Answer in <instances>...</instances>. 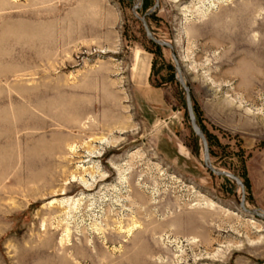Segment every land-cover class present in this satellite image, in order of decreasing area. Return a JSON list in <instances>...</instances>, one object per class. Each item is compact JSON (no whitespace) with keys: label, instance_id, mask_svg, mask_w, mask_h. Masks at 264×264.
Listing matches in <instances>:
<instances>
[{"label":"rangeland","instance_id":"rangeland-1","mask_svg":"<svg viewBox=\"0 0 264 264\" xmlns=\"http://www.w3.org/2000/svg\"><path fill=\"white\" fill-rule=\"evenodd\" d=\"M242 196L264 214V0H0V264H264Z\"/></svg>","mask_w":264,"mask_h":264},{"label":"water","instance_id":"water-1","mask_svg":"<svg viewBox=\"0 0 264 264\" xmlns=\"http://www.w3.org/2000/svg\"><path fill=\"white\" fill-rule=\"evenodd\" d=\"M142 1V0H140ZM133 11H135V9H133ZM143 26H144V30H145V33L146 35L150 38V40L158 45H163V46H166L168 48L171 49L172 51V46L168 43H162L158 40H156L150 30L148 29L147 25H146V22L144 20V18H140L138 17ZM181 80V79H180ZM181 84L182 86L184 87L185 89V93H186V107H187V113H188V118H189V122H190V126H191V129L192 131L194 132V134L202 141V144H203V147H204V151H205V156H204V164L206 166V168L211 171L213 174L215 175H218V176H226L228 178H231L232 180L236 181L237 183L240 184V187H241V190L243 192V184L241 182V180L236 177L235 175L231 174V173H228V172H219L217 171L216 169H214L208 162V152H207V146H206V140H205V137L202 133V131L198 128L197 124H196V121H195V118H194V112H193V109H192V105H191V101H190V95H189V91L188 89L185 88V85L184 83L181 81ZM240 207L242 209L243 212L245 213H248V214H251V215H254V216H258V217H262L264 218V214H262L261 212L259 211H256V210H248L244 207V202H243V196H242V199L240 201Z\"/></svg>","mask_w":264,"mask_h":264}]
</instances>
